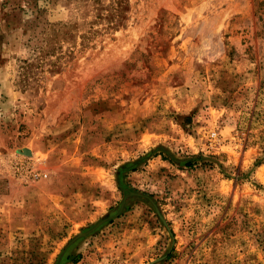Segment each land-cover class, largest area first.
<instances>
[{
    "label": "rangeland",
    "instance_id": "obj_1",
    "mask_svg": "<svg viewBox=\"0 0 264 264\" xmlns=\"http://www.w3.org/2000/svg\"><path fill=\"white\" fill-rule=\"evenodd\" d=\"M0 264H264V0H0Z\"/></svg>",
    "mask_w": 264,
    "mask_h": 264
},
{
    "label": "trees",
    "instance_id": "obj_2",
    "mask_svg": "<svg viewBox=\"0 0 264 264\" xmlns=\"http://www.w3.org/2000/svg\"><path fill=\"white\" fill-rule=\"evenodd\" d=\"M74 261L73 262H75V259H73Z\"/></svg>",
    "mask_w": 264,
    "mask_h": 264
}]
</instances>
